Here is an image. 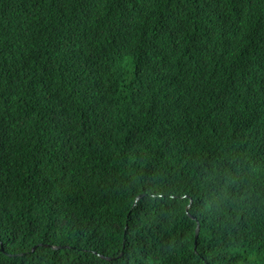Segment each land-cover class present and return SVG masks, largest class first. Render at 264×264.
I'll return each instance as SVG.
<instances>
[{
  "label": "trees",
  "instance_id": "16d2710c",
  "mask_svg": "<svg viewBox=\"0 0 264 264\" xmlns=\"http://www.w3.org/2000/svg\"><path fill=\"white\" fill-rule=\"evenodd\" d=\"M252 82L264 0H0V264H264Z\"/></svg>",
  "mask_w": 264,
  "mask_h": 264
},
{
  "label": "clouds",
  "instance_id": "9594fccd",
  "mask_svg": "<svg viewBox=\"0 0 264 264\" xmlns=\"http://www.w3.org/2000/svg\"><path fill=\"white\" fill-rule=\"evenodd\" d=\"M206 12V16H207V12H208V7L205 10ZM199 34L200 35H206L209 34L208 32V25H207V19L205 17L204 23L203 25L199 28ZM231 92L235 93L238 97H241L243 95H251L255 101L258 102H264V83H257V82H252L249 83L245 88L243 89H232ZM231 99V97L229 96L227 100ZM218 106H214L212 108H210L205 114L204 116H210L212 115L216 109L219 107ZM139 199V198H138ZM36 248L33 249V251Z\"/></svg>",
  "mask_w": 264,
  "mask_h": 264
},
{
  "label": "water",
  "instance_id": "95a60500",
  "mask_svg": "<svg viewBox=\"0 0 264 264\" xmlns=\"http://www.w3.org/2000/svg\"><path fill=\"white\" fill-rule=\"evenodd\" d=\"M199 231H200V226L198 224L197 229H196V241H197V239L199 237Z\"/></svg>",
  "mask_w": 264,
  "mask_h": 264
}]
</instances>
